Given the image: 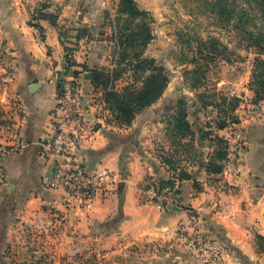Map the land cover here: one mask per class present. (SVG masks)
I'll return each mask as SVG.
<instances>
[{
  "label": "crops",
  "instance_id": "obj_1",
  "mask_svg": "<svg viewBox=\"0 0 264 264\" xmlns=\"http://www.w3.org/2000/svg\"><path fill=\"white\" fill-rule=\"evenodd\" d=\"M119 2L0 0V124L10 127L0 132V144L7 148L0 169L5 250L13 226L30 223L42 225L46 232L55 229L68 245L65 253L75 254L69 244L77 241L80 254L94 253L104 264H204L177 239L190 209L199 216L202 235L226 248L223 261L212 264H264V112L255 117L251 108L242 106L221 129L215 108L195 104L185 119L187 135L172 139L170 116L182 95L171 83L162 98L130 125L113 132L103 129L83 147L79 159L88 173L110 170L125 181L116 194L98 200L91 212L79 213L75 231L61 221L67 212L65 193L48 186L54 167L42 146L52 132L51 114L57 103L52 78L67 49H73L85 93L105 94L94 88L92 75L110 74L105 36L110 10ZM232 133L236 137L230 140ZM179 139L191 143L192 163L176 171L188 176L181 181L177 205L164 210L141 204V188L152 181L170 182L176 173L166 163L182 156L174 147ZM238 140L245 146L239 157ZM158 149L168 154L159 156ZM221 150L226 158L217 160ZM211 164L220 170H208Z\"/></svg>",
  "mask_w": 264,
  "mask_h": 264
},
{
  "label": "rangeland",
  "instance_id": "obj_2",
  "mask_svg": "<svg viewBox=\"0 0 264 264\" xmlns=\"http://www.w3.org/2000/svg\"><path fill=\"white\" fill-rule=\"evenodd\" d=\"M121 1L108 15L105 41L114 76L109 89L123 102L130 104L131 94L153 74L169 77L182 95L170 116L172 139L187 135L185 119L195 104L215 108L219 125L242 106L255 117L264 112V0H134L142 17L119 14ZM189 144L174 143L182 156L166 163L173 170L192 163ZM45 230L16 223L5 250L1 228L0 264H104L94 253L80 254L77 241L69 244L76 253H65L68 245L55 229Z\"/></svg>",
  "mask_w": 264,
  "mask_h": 264
},
{
  "label": "built area",
  "instance_id": "obj_3",
  "mask_svg": "<svg viewBox=\"0 0 264 264\" xmlns=\"http://www.w3.org/2000/svg\"><path fill=\"white\" fill-rule=\"evenodd\" d=\"M79 75L74 50L66 52L61 69L52 78L58 88L57 103L51 114L52 132L42 145L44 157L54 167L53 181L48 186L65 193L64 206L67 212L62 215L61 221L71 231H75L74 223L79 213L91 212L98 200L105 201L116 194L118 187L125 181L122 174L110 170L90 174L79 159L83 147L94 142L101 130L113 132L118 127L104 95L100 96L97 91L86 94ZM5 127L0 124V132L10 128ZM235 137L232 133L230 140ZM244 151V143L238 140L236 156L239 157ZM6 155L7 148L0 144V169ZM180 174L176 172L172 175V187L162 188L159 181H152L147 187L141 188L140 203L164 210L176 206L181 185ZM177 239L182 240L188 250L204 264L223 261L225 246L220 241L202 235L199 216L194 210L189 209L186 223L179 225Z\"/></svg>",
  "mask_w": 264,
  "mask_h": 264
},
{
  "label": "trees",
  "instance_id": "obj_4",
  "mask_svg": "<svg viewBox=\"0 0 264 264\" xmlns=\"http://www.w3.org/2000/svg\"><path fill=\"white\" fill-rule=\"evenodd\" d=\"M121 2L123 4L121 5L119 14L127 16L130 15L132 17L145 16V13L140 12L138 10L137 4L134 0H122ZM42 17L54 20L52 16L42 15ZM72 50L73 49H67V52H72ZM109 77L112 76L96 72L92 75V84L96 89L101 88L105 90L104 98L109 109L113 114L115 124L119 128L130 125L139 113L158 102L164 95L170 83V78L164 75L163 73L153 74L151 77L145 80L141 90L133 92L131 94L130 104H126L125 102H123L122 94H119L113 91L112 89H109V84H112V82L114 81V79H109ZM112 78H114V76ZM186 126L188 127L187 124ZM224 126L225 124L219 125V128L222 129L224 128ZM219 143L221 145L224 144L221 140L219 141ZM215 158L217 160H224L226 158V152H223V150H221L219 153L216 154ZM220 168L221 167L216 166V164H211L207 169L211 171H219ZM187 178V175H183L182 173L180 174L181 181ZM160 184L162 188L173 186V183L171 181L160 182Z\"/></svg>",
  "mask_w": 264,
  "mask_h": 264
}]
</instances>
